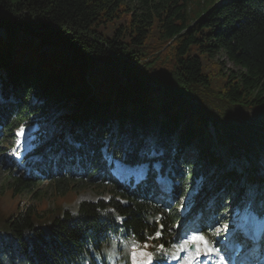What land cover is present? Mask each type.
Returning a JSON list of instances; mask_svg holds the SVG:
<instances>
[{
	"label": "trees",
	"instance_id": "16d2710c",
	"mask_svg": "<svg viewBox=\"0 0 264 264\" xmlns=\"http://www.w3.org/2000/svg\"><path fill=\"white\" fill-rule=\"evenodd\" d=\"M0 27V142L25 130L8 190L109 195L40 223L32 209L10 217L0 264H110L120 249L132 264L145 242L165 259L176 206L205 192L206 218H264V0H0ZM198 134L206 148L186 158ZM116 162L147 171L121 182ZM162 176L172 188L157 202Z\"/></svg>",
	"mask_w": 264,
	"mask_h": 264
},
{
	"label": "rangeland",
	"instance_id": "374dc122",
	"mask_svg": "<svg viewBox=\"0 0 264 264\" xmlns=\"http://www.w3.org/2000/svg\"><path fill=\"white\" fill-rule=\"evenodd\" d=\"M223 1V0H220ZM0 37H5L4 30L0 27ZM218 59L223 63L222 67L225 69L232 68L237 69V67L229 61L227 56L224 53H221L218 56ZM5 77L10 76V72L3 74ZM183 126V123H180V128ZM209 131L216 136L214 127L209 125ZM207 133V131H206ZM193 144L187 148L185 151V157L189 158L194 153L196 154L199 149H205V142L203 141V136L201 134L196 135L193 138ZM15 142V143H14ZM12 146H8L0 143V230L4 228L7 220L17 215L21 211H28L29 209L40 211V214H43L42 217H38L36 215L37 223L40 221H47L52 215L48 213H54V209L56 212L60 213L63 209H69L71 211H76L79 203L83 200H93L96 201L98 199L104 198L108 199L109 195L107 192L101 194L102 189H98L96 187H89L86 189L80 190H71L65 196H55L54 190L49 181H43L39 184L37 191L34 193L23 192L20 194H15L11 189L8 190L7 177H8V169L7 164L9 163V158L14 156L15 144L17 141L15 140ZM220 151L224 154L225 151L223 148H220ZM250 156L255 159V156L250 154ZM239 160L231 161L230 166L240 167ZM261 165L264 168V158L261 161ZM147 171V166L142 165L139 167H134L131 165H127L124 163H116V172L119 174V178L121 179H129L130 177L139 178L141 174ZM264 177V170L262 175ZM248 179L243 180V182L247 183ZM164 181V179L159 181L160 183ZM165 182V181H164ZM158 185V186H159ZM209 194L207 192L204 193L203 197L200 200H204ZM201 205V201L194 202L191 207H187L185 203V199L177 207V211L182 215L181 221L172 225L168 232L172 236V239L176 241V255L170 256L164 261L162 264H183L185 253H192L194 257V246L190 245L187 250L180 251L179 245H181L184 241L188 240V238L195 233H202L207 240L209 241V246H211L214 250L206 255L202 254L200 257L192 260V264H197L199 260L203 258V264H212L216 261L217 257L223 256L222 251L220 250L221 245L227 246L230 242L232 234L235 232L234 228L243 227V229L248 231L258 232L260 230H264V220L257 219L253 214L249 212H244L240 214L238 219L232 220L230 225L234 226V228L229 225H220L219 222L213 225V230L210 231V234H207L202 230L200 226V219H193L196 208ZM60 208V210L56 209ZM49 210H52L51 212ZM240 219V220H239ZM241 221V224L240 222ZM234 224V225H233ZM240 224V225H239ZM232 250V260H234L235 264L240 263L241 259H245L246 257H250L252 262L251 264H264V261L257 262L260 259L257 258V252L252 256L253 249H248L245 247H240V243L234 241V249ZM202 253L207 252V249L203 246L201 247ZM252 251V252H251ZM248 252V253H247ZM125 253V249L115 250L113 253L114 262L116 264H122L123 257L122 255ZM225 257H227L226 253H224ZM224 257V258H225ZM254 257V258H252ZM240 259V260H239ZM137 264H147V256L146 255H136L135 257ZM143 261V262H141ZM160 261H156V264H160ZM155 261H153V264Z\"/></svg>",
	"mask_w": 264,
	"mask_h": 264
},
{
	"label": "snow or ice",
	"instance_id": "6c2138e0",
	"mask_svg": "<svg viewBox=\"0 0 264 264\" xmlns=\"http://www.w3.org/2000/svg\"><path fill=\"white\" fill-rule=\"evenodd\" d=\"M25 135V130L22 127L21 129L18 130L17 132V136L19 138H23ZM22 139H18L17 140V146L19 147L22 144ZM15 154L19 155V152H16ZM118 219H120L119 217H117ZM163 225L160 226V228H162ZM162 235L161 231L159 229H157V231L155 232L153 237H150L149 239H159L160 236ZM192 245L194 246V257L198 258L200 257L202 254L206 255L210 252H212L214 249L209 246V241L207 240V238L202 234V233H195L193 235H191L188 240L184 241L181 245H179V249L180 251H185L188 249V247ZM204 247L207 249V252L202 253L201 251V247ZM148 244L147 242L144 243L143 248L140 249V252L142 255H146L147 256V264H153V256L151 254H148L144 251V249H147ZM161 250H164V245L161 244L159 245ZM174 247H176V245H174ZM136 245H133V251L131 253V256L133 257V264H137L135 257H136ZM221 260H223V257H221ZM188 264H192V261L189 260Z\"/></svg>",
	"mask_w": 264,
	"mask_h": 264
},
{
	"label": "bare ground",
	"instance_id": "6f19581e",
	"mask_svg": "<svg viewBox=\"0 0 264 264\" xmlns=\"http://www.w3.org/2000/svg\"><path fill=\"white\" fill-rule=\"evenodd\" d=\"M192 253H185V255H184V262H182L183 264H188V261L189 260H193L194 259V257H193V255H191ZM202 262L203 261H201V262H198L197 264H202Z\"/></svg>",
	"mask_w": 264,
	"mask_h": 264
}]
</instances>
